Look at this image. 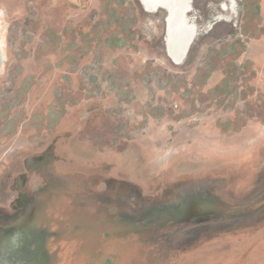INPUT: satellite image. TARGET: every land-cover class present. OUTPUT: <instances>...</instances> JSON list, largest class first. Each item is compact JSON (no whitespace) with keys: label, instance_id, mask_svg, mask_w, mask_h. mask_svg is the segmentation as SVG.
<instances>
[{"label":"water","instance_id":"water-1","mask_svg":"<svg viewBox=\"0 0 264 264\" xmlns=\"http://www.w3.org/2000/svg\"><path fill=\"white\" fill-rule=\"evenodd\" d=\"M61 0H0V72ZM255 36L217 0H130L131 78L242 70ZM0 264H264V126L127 151L93 101L54 137L0 148Z\"/></svg>","mask_w":264,"mask_h":264},{"label":"rangeland","instance_id":"rangeland-1","mask_svg":"<svg viewBox=\"0 0 264 264\" xmlns=\"http://www.w3.org/2000/svg\"><path fill=\"white\" fill-rule=\"evenodd\" d=\"M217 1L255 36L254 0ZM95 100L127 151L264 126L242 70L131 78L130 0H61L0 72V148L54 137Z\"/></svg>","mask_w":264,"mask_h":264},{"label":"flooded vegetation","instance_id":"flooded-vegetation-1","mask_svg":"<svg viewBox=\"0 0 264 264\" xmlns=\"http://www.w3.org/2000/svg\"><path fill=\"white\" fill-rule=\"evenodd\" d=\"M35 211L36 210L33 207L32 208L29 207L28 209L25 208L22 211L20 210L19 212L16 213V215L13 218L9 219L10 221L9 224L0 226V234L5 228L19 224L25 220H28V218H32Z\"/></svg>","mask_w":264,"mask_h":264},{"label":"bare ground","instance_id":"bare-ground-1","mask_svg":"<svg viewBox=\"0 0 264 264\" xmlns=\"http://www.w3.org/2000/svg\"><path fill=\"white\" fill-rule=\"evenodd\" d=\"M232 2V1H231ZM222 5V4H221ZM234 6V5H233ZM230 9H232V8H230Z\"/></svg>","mask_w":264,"mask_h":264}]
</instances>
